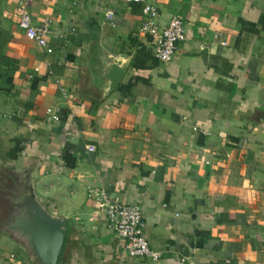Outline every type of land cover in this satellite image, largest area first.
Segmentation results:
<instances>
[{"label": "crops", "instance_id": "1", "mask_svg": "<svg viewBox=\"0 0 264 264\" xmlns=\"http://www.w3.org/2000/svg\"><path fill=\"white\" fill-rule=\"evenodd\" d=\"M148 2L157 26H185L166 64L143 5L30 0L49 53L0 0V171L39 163L36 191L69 225L59 264H264V0ZM101 50L129 57L110 94ZM93 189L140 205L158 260L126 254ZM0 264H32L1 231Z\"/></svg>", "mask_w": 264, "mask_h": 264}, {"label": "water", "instance_id": "2", "mask_svg": "<svg viewBox=\"0 0 264 264\" xmlns=\"http://www.w3.org/2000/svg\"><path fill=\"white\" fill-rule=\"evenodd\" d=\"M97 55L95 79L110 94L123 80L129 57L111 50ZM35 161L8 164L0 171V231L10 235L32 264H59L69 225L67 218L53 213L37 193L34 178L39 163Z\"/></svg>", "mask_w": 264, "mask_h": 264}, {"label": "built area", "instance_id": "3", "mask_svg": "<svg viewBox=\"0 0 264 264\" xmlns=\"http://www.w3.org/2000/svg\"><path fill=\"white\" fill-rule=\"evenodd\" d=\"M129 3L143 5V12L148 21L142 27L143 32L151 33L156 38V51L158 60L163 63L171 62L179 48V44L185 39V26L181 19L173 17L168 26L159 27L155 20L158 17V9L150 4L148 0H126ZM30 0H19L16 15L19 28L24 31L29 39L34 41L39 47L52 53L49 47V36L51 34V23L45 21L40 25H35L29 10ZM108 18L113 17L110 11ZM48 114L52 119L59 117L52 109H48ZM90 151H95L94 147H89ZM99 202V216L103 215L108 226L113 229L123 242V249L130 258H151L156 261L160 258V253L151 249L145 236V222L142 208L138 204H123L110 196L104 189H93L90 191Z\"/></svg>", "mask_w": 264, "mask_h": 264}, {"label": "rangeland", "instance_id": "4", "mask_svg": "<svg viewBox=\"0 0 264 264\" xmlns=\"http://www.w3.org/2000/svg\"><path fill=\"white\" fill-rule=\"evenodd\" d=\"M55 111V110H54Z\"/></svg>", "mask_w": 264, "mask_h": 264}]
</instances>
